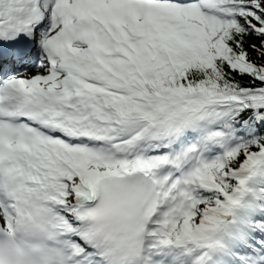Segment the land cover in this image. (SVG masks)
<instances>
[{
    "label": "snow or ice",
    "instance_id": "obj_1",
    "mask_svg": "<svg viewBox=\"0 0 264 264\" xmlns=\"http://www.w3.org/2000/svg\"><path fill=\"white\" fill-rule=\"evenodd\" d=\"M0 264H264V0H0Z\"/></svg>",
    "mask_w": 264,
    "mask_h": 264
}]
</instances>
